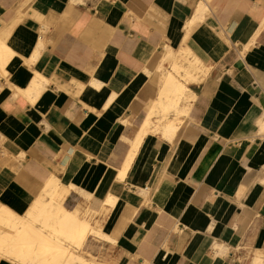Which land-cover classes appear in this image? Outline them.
Segmentation results:
<instances>
[{"label":"crops","instance_id":"obj_1","mask_svg":"<svg viewBox=\"0 0 264 264\" xmlns=\"http://www.w3.org/2000/svg\"><path fill=\"white\" fill-rule=\"evenodd\" d=\"M0 30V206L23 214L55 176L109 237L87 235L94 264H264V0H0ZM179 49L202 68L187 113L135 151Z\"/></svg>","mask_w":264,"mask_h":264},{"label":"bare ground","instance_id":"obj_2","mask_svg":"<svg viewBox=\"0 0 264 264\" xmlns=\"http://www.w3.org/2000/svg\"><path fill=\"white\" fill-rule=\"evenodd\" d=\"M198 8L200 9V7ZM196 11L201 13L198 9ZM201 11L203 12L204 10L201 9ZM197 19L199 20V18ZM41 47H43L42 34L35 41L34 52L40 51ZM186 50L188 51V49ZM186 50H177L176 59H173L170 68L163 72L158 104L157 106H153L152 110L148 112L138 136L132 144L133 149L138 146L141 136L148 131H159L166 139H171L176 134L175 131L178 128L177 126L180 125L181 116L187 113V106L181 103L193 97L188 84L192 81H197V74L200 71L202 72L201 63L196 58L197 56L189 58V53ZM13 55V49L0 38V70H3V67L7 66L4 69L7 71L6 79L8 81V76L12 72L9 69V60L13 58ZM34 74L36 75L32 80L31 86L24 89L19 84H14V91L22 92V94H27L31 89L36 91L38 88V78H41V75ZM39 80L41 82V79ZM170 112L171 118L168 117ZM151 115L156 116L157 120H151ZM150 124L154 126L151 130H149ZM261 129L264 130V123H261ZM130 159L131 152L128 153L124 166L118 173L119 179L124 178ZM59 180L55 176H49L23 214H18L5 205L0 206V259H4L12 264L95 263L80 252L87 235L91 233L105 238L109 237L105 232L97 228L98 226L96 227L92 224V218L97 213L90 209L82 213L76 210H68L61 202L54 198V193L60 184ZM105 202L112 205L114 203V196L109 195Z\"/></svg>","mask_w":264,"mask_h":264},{"label":"rangeland","instance_id":"obj_3","mask_svg":"<svg viewBox=\"0 0 264 264\" xmlns=\"http://www.w3.org/2000/svg\"><path fill=\"white\" fill-rule=\"evenodd\" d=\"M8 262V261H7Z\"/></svg>","mask_w":264,"mask_h":264}]
</instances>
